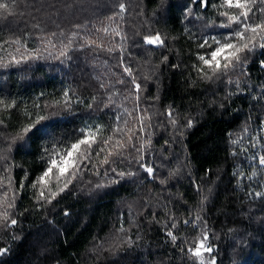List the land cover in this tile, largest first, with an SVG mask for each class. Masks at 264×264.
<instances>
[{
	"label": "trees",
	"instance_id": "trees-1",
	"mask_svg": "<svg viewBox=\"0 0 264 264\" xmlns=\"http://www.w3.org/2000/svg\"><path fill=\"white\" fill-rule=\"evenodd\" d=\"M0 3V264H264V48L225 75L197 71L212 38L237 27H222L221 13L239 10L222 0ZM157 33L162 45L144 42ZM37 116L47 133L17 139ZM97 127L98 141L119 127L144 147L102 165L107 150L96 157L103 145H93L92 163L49 203L55 170L37 182L49 158ZM204 235L212 252L194 257Z\"/></svg>",
	"mask_w": 264,
	"mask_h": 264
},
{
	"label": "snow or ice",
	"instance_id": "snow-or-ice-1",
	"mask_svg": "<svg viewBox=\"0 0 264 264\" xmlns=\"http://www.w3.org/2000/svg\"><path fill=\"white\" fill-rule=\"evenodd\" d=\"M201 2L207 6V0H201ZM257 2L260 4H264V0H222V7H226L229 9L235 8L239 10L236 13L230 14L225 11L222 12L221 15L226 16L228 19V24L221 25L222 27H229L233 24L237 25L235 29L228 35L224 37L223 40L212 38V43L216 45L215 48L208 54V56L199 55L198 59L202 62V66L197 68V71L201 74L202 77L211 79L214 76L225 75L227 72L234 68L241 61V54L244 52H252L257 46L260 48H264V19H261L258 23L250 22V13L252 11V6ZM120 11L123 12L125 10V6L123 3L119 5ZM0 9L9 10L8 5L5 3H0ZM258 11L264 13V7L258 9ZM105 32L108 31L107 28L103 29ZM257 41L259 44L257 45ZM144 42L149 45H162L163 40L159 33L155 36H149L144 38ZM91 44V42H89ZM211 47L209 42L205 40L200 47L205 46ZM67 47V46H65ZM111 51V49H109ZM61 56L66 55L64 51H61ZM165 59H167L165 57ZM207 69V72L205 71ZM125 72L128 73L129 76L132 75L131 70L129 68L124 69ZM208 73H211L209 75ZM123 83V81H120ZM133 83L135 80L133 79ZM103 86V85H102ZM135 88L137 91L140 88L139 84H135ZM67 96V93H65ZM0 104H3V101L0 100ZM11 107V105H9ZM169 117L172 116L171 110L168 112ZM45 117L37 116L35 121L25 126L21 133L18 134L17 139H23L29 133L33 136H38L41 134H46L47 129L50 125L41 124ZM144 119L145 117H139L140 129L139 131L144 130ZM127 123V122H125ZM175 123V121H173ZM189 126L191 125V121L188 122ZM83 135L76 139L73 143L70 144L66 149L58 150L53 153V155L48 160V166L43 172V174L38 177L37 182L40 184H46L53 174V170H55V181L57 191L50 192V198L48 202H51V198H55L58 192L63 191L65 188L71 184L72 180L76 178L77 174L82 170V168L86 164H91V157L93 155V145H97L102 143L103 146L99 147L98 150L95 151V156L99 157L101 153L106 154L101 161V164L110 163L109 157L111 156H120L123 154V150L128 149L129 147L135 149L137 152L142 151L144 145H140L138 148L134 143V135L135 132L132 129H121L119 127L113 129V135L108 136L102 142L98 141V134L102 131L100 127H97L94 131L89 129L81 130ZM120 134V135H117ZM127 135V142L124 143V135ZM15 142V141H13ZM111 145V147H110ZM143 157H141L142 159ZM261 165H264V156L260 157L259 160ZM141 167L144 168L145 172L152 176L153 168L148 167L144 164H141ZM123 176V173H120ZM61 183H63V187H61ZM35 187V183L33 184ZM257 195H260L257 193ZM40 197H44V192H40ZM10 206V205H9ZM0 217L7 219V214L2 213ZM199 219V217H197ZM189 223V221H185V224ZM11 224L15 225L16 220L12 219ZM172 227H175L173 224ZM168 235L175 241L176 237L169 232ZM208 237L204 235L198 242L197 246L193 249L190 248L189 251L194 257L200 258L202 256L201 249L205 252H212L211 246H206V241ZM7 251V249L0 248V254H3ZM200 264H204V261L201 259ZM209 264H215L214 260L210 261Z\"/></svg>",
	"mask_w": 264,
	"mask_h": 264
}]
</instances>
